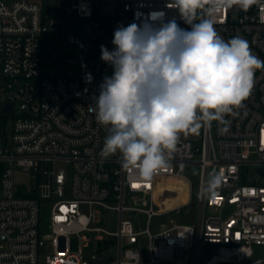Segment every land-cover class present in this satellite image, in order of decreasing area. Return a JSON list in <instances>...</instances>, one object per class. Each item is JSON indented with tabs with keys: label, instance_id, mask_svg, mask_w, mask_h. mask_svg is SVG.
Returning a JSON list of instances; mask_svg holds the SVG:
<instances>
[{
	"label": "built area",
	"instance_id": "built-area-1",
	"mask_svg": "<svg viewBox=\"0 0 264 264\" xmlns=\"http://www.w3.org/2000/svg\"><path fill=\"white\" fill-rule=\"evenodd\" d=\"M169 3L0 0V114L13 117L9 136L0 141V264H38L45 240L54 249L46 254V264H264V253L254 249L264 246V69L256 71L242 107L226 116L227 132L212 121L197 132L182 133L168 166L150 179L125 169L119 153H102L108 128L97 123L88 106L112 66L95 55L88 69L103 75L86 83V75L73 70L80 57L65 47L112 35L100 41L107 47L119 25L139 24L155 12L190 29ZM212 21L225 40L246 39L264 61V0L247 10L233 4ZM96 61L98 68H92ZM6 103L12 112L2 111ZM186 166L198 171L196 225H152L154 217L165 213L154 203L157 177L184 179L190 190ZM16 170L29 174L31 185L22 191L17 185L26 183L17 182ZM34 189L35 197L26 195ZM41 203L50 211V231L44 234L39 230ZM207 208L216 213L206 214ZM109 213L111 229L95 225ZM86 232L97 233L98 254L114 248V258L106 262L85 251L91 241ZM209 245L215 250L203 261ZM255 254L259 257L247 260Z\"/></svg>",
	"mask_w": 264,
	"mask_h": 264
},
{
	"label": "clouds",
	"instance_id": "clouds-1",
	"mask_svg": "<svg viewBox=\"0 0 264 264\" xmlns=\"http://www.w3.org/2000/svg\"><path fill=\"white\" fill-rule=\"evenodd\" d=\"M254 3L259 0H170L167 7L178 9L190 29L162 12L115 29L114 49H100L112 74L88 106L97 123L108 128L105 157L119 153L125 169L150 179L168 166L182 133L212 121L228 131L226 116L249 98L264 61L246 39L225 40L212 17L233 4L247 10ZM85 82H92L91 73Z\"/></svg>",
	"mask_w": 264,
	"mask_h": 264
},
{
	"label": "rangeland",
	"instance_id": "rangeland-1",
	"mask_svg": "<svg viewBox=\"0 0 264 264\" xmlns=\"http://www.w3.org/2000/svg\"><path fill=\"white\" fill-rule=\"evenodd\" d=\"M83 34L80 33V36ZM112 35H98L92 36L89 38H85L88 40L84 45H67L65 47L66 51H72L75 55L80 57V62L77 66L73 67V70H79L80 73L86 75L87 73H91V76H101L103 75L102 70L92 71L88 69L87 63H85L82 59V55H84L85 51L93 52L98 59L101 53V44L106 38L111 37ZM18 102L15 101V108L18 109ZM12 116H5L0 114V141L4 136H9L12 126ZM183 174L188 177L191 189L189 190V183L181 178H174L171 176H159L157 177L158 186L154 192V203L156 208L160 211H165L162 215L154 217L152 219V225L157 223H164L166 225H171L174 222L179 223H187L190 226H195L197 223V177L198 171L196 167L186 166L183 170ZM29 174L25 172H21L16 170L15 178L17 182H24L26 185L21 184L17 185L19 190L22 191L25 187L30 186L31 182H28ZM260 177L264 178V168L260 171ZM69 192L68 183H66V193ZM41 222L39 225V230L41 234L47 233L50 231V211L48 205L45 203H41ZM102 212H104L102 210ZM216 211L213 208H207L206 214H213ZM228 213V209L223 210V214L226 215ZM112 213L108 214V219L106 217L101 218V220L95 224L96 226H101L105 228L111 229L113 227L112 221ZM88 238L91 241L85 246V251L95 254L98 258H103L106 262L112 260L115 255V249L112 248L110 252H104L98 254L95 251V245L93 243V238L97 235L96 232H86ZM78 245L77 240L74 236L70 238V246L71 249H75ZM256 251H260L264 253V246H254ZM53 244L51 241L45 240L44 243L38 249V264H46L45 256L46 254L53 253ZM259 257L258 254H255L251 258H247V260H253ZM89 258V257H88ZM92 260H89L91 263ZM220 264H245L234 263V262H223Z\"/></svg>",
	"mask_w": 264,
	"mask_h": 264
},
{
	"label": "water",
	"instance_id": "water-1",
	"mask_svg": "<svg viewBox=\"0 0 264 264\" xmlns=\"http://www.w3.org/2000/svg\"><path fill=\"white\" fill-rule=\"evenodd\" d=\"M107 48L111 51L114 49V45L112 44V39L108 40L105 42ZM98 65H99V61H96L93 65H92V68H98ZM2 111H6V112H12L13 111V108H12V105L10 103H6L4 105V107L2 108ZM215 250V247L214 246H207L204 250V255H203V261H206L208 260L211 255L213 254Z\"/></svg>",
	"mask_w": 264,
	"mask_h": 264
},
{
	"label": "trees",
	"instance_id": "trees-1",
	"mask_svg": "<svg viewBox=\"0 0 264 264\" xmlns=\"http://www.w3.org/2000/svg\"><path fill=\"white\" fill-rule=\"evenodd\" d=\"M95 58V54L93 53V52H91V51H89L88 53H87V55H86V58H84V62L85 63H90L93 59ZM27 196H32V197H35L36 195H37V193H36V190L34 189V190H32L31 192H28L27 194H26Z\"/></svg>",
	"mask_w": 264,
	"mask_h": 264
}]
</instances>
